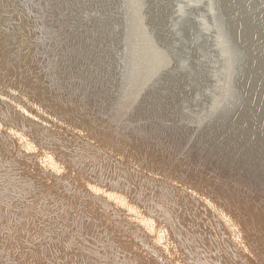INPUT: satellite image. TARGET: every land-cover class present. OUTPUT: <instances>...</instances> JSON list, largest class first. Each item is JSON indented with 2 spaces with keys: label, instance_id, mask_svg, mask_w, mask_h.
I'll return each instance as SVG.
<instances>
[{
  "label": "water",
  "instance_id": "obj_1",
  "mask_svg": "<svg viewBox=\"0 0 264 264\" xmlns=\"http://www.w3.org/2000/svg\"><path fill=\"white\" fill-rule=\"evenodd\" d=\"M0 264H264V0H0Z\"/></svg>",
  "mask_w": 264,
  "mask_h": 264
}]
</instances>
